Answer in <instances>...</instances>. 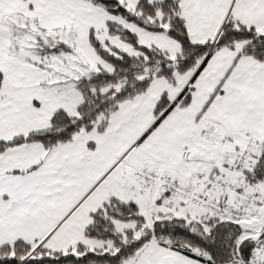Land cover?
I'll list each match as a JSON object with an SVG mask.
<instances>
[{
  "label": "snow or ice",
  "instance_id": "1",
  "mask_svg": "<svg viewBox=\"0 0 264 264\" xmlns=\"http://www.w3.org/2000/svg\"><path fill=\"white\" fill-rule=\"evenodd\" d=\"M0 264H264V0H0Z\"/></svg>",
  "mask_w": 264,
  "mask_h": 264
}]
</instances>
